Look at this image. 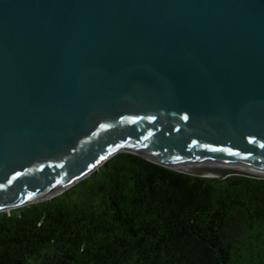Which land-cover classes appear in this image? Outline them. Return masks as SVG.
Wrapping results in <instances>:
<instances>
[{
  "label": "water",
  "instance_id": "1",
  "mask_svg": "<svg viewBox=\"0 0 264 264\" xmlns=\"http://www.w3.org/2000/svg\"><path fill=\"white\" fill-rule=\"evenodd\" d=\"M121 152L264 179V0H0V213Z\"/></svg>",
  "mask_w": 264,
  "mask_h": 264
},
{
  "label": "trees",
  "instance_id": "2",
  "mask_svg": "<svg viewBox=\"0 0 264 264\" xmlns=\"http://www.w3.org/2000/svg\"><path fill=\"white\" fill-rule=\"evenodd\" d=\"M0 264H264V179L121 152L61 194L1 212Z\"/></svg>",
  "mask_w": 264,
  "mask_h": 264
},
{
  "label": "bare ground",
  "instance_id": "3",
  "mask_svg": "<svg viewBox=\"0 0 264 264\" xmlns=\"http://www.w3.org/2000/svg\"><path fill=\"white\" fill-rule=\"evenodd\" d=\"M143 154V156L147 157L148 159L156 162V163H159L161 165H167V166H170V167H173L171 165H169L167 162H165L158 154H155V153H148V152H141ZM205 175H216L218 173H216V171H199ZM60 190H54L53 192H50L46 195H44L43 197L39 198V199H48L50 197L51 194L55 195V193L59 192Z\"/></svg>",
  "mask_w": 264,
  "mask_h": 264
}]
</instances>
